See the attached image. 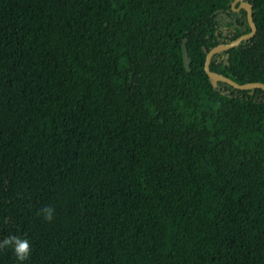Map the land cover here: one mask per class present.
<instances>
[{"label": "trees", "instance_id": "1", "mask_svg": "<svg viewBox=\"0 0 264 264\" xmlns=\"http://www.w3.org/2000/svg\"><path fill=\"white\" fill-rule=\"evenodd\" d=\"M246 2L256 34L209 68L264 84ZM250 31L236 0H0V241L23 264H264V91L204 71Z\"/></svg>", "mask_w": 264, "mask_h": 264}, {"label": "water", "instance_id": "2", "mask_svg": "<svg viewBox=\"0 0 264 264\" xmlns=\"http://www.w3.org/2000/svg\"><path fill=\"white\" fill-rule=\"evenodd\" d=\"M236 1H239L240 2V8H242L243 10L246 11L247 21H248V24L251 28V31L247 34L239 36L237 39L231 41L230 43H221V44L213 47L210 51H208V53L206 54V57H205L204 71H205L206 75L208 76V78L212 80V84L214 87H216L217 81H222V82H225V83L231 85L235 89H239V90L261 89L264 91V84L263 83L253 82V83H246V84L239 85V84L233 82L231 79H229V78H227L221 74L210 71V68H209L211 59H212L214 54H216L217 52L222 51V50H228V49L235 48V47L239 46L243 41H247V40L251 39L256 34L257 28H256V25L253 21L251 5L249 3H247L246 0H236Z\"/></svg>", "mask_w": 264, "mask_h": 264}, {"label": "clouds", "instance_id": "3", "mask_svg": "<svg viewBox=\"0 0 264 264\" xmlns=\"http://www.w3.org/2000/svg\"><path fill=\"white\" fill-rule=\"evenodd\" d=\"M42 215L45 221L51 222L54 218V209L51 206H46L42 210ZM11 248L16 260L23 264L28 260L31 254V244L27 239H22L19 236H8L0 241V250Z\"/></svg>", "mask_w": 264, "mask_h": 264}]
</instances>
